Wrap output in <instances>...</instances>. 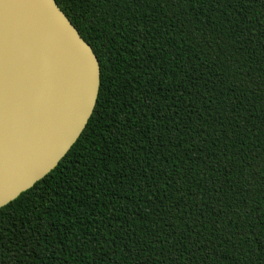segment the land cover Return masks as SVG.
<instances>
[{
	"label": "trees",
	"instance_id": "1",
	"mask_svg": "<svg viewBox=\"0 0 264 264\" xmlns=\"http://www.w3.org/2000/svg\"><path fill=\"white\" fill-rule=\"evenodd\" d=\"M56 1L100 92L0 264H264V0Z\"/></svg>",
	"mask_w": 264,
	"mask_h": 264
},
{
	"label": "water",
	"instance_id": "2",
	"mask_svg": "<svg viewBox=\"0 0 264 264\" xmlns=\"http://www.w3.org/2000/svg\"><path fill=\"white\" fill-rule=\"evenodd\" d=\"M100 86L98 57L56 0H0V209L55 170Z\"/></svg>",
	"mask_w": 264,
	"mask_h": 264
}]
</instances>
